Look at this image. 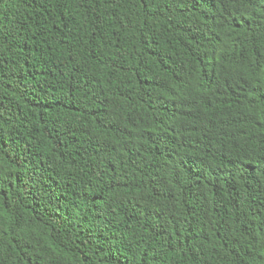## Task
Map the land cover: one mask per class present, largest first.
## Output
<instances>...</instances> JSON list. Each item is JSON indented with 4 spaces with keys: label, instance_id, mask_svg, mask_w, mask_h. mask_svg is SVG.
I'll list each match as a JSON object with an SVG mask.
<instances>
[{
    "label": "trees",
    "instance_id": "16d2710c",
    "mask_svg": "<svg viewBox=\"0 0 264 264\" xmlns=\"http://www.w3.org/2000/svg\"><path fill=\"white\" fill-rule=\"evenodd\" d=\"M0 264H264V0H0Z\"/></svg>",
    "mask_w": 264,
    "mask_h": 264
}]
</instances>
